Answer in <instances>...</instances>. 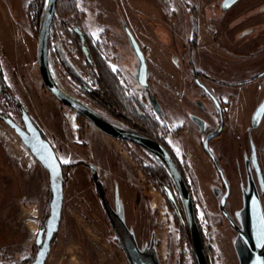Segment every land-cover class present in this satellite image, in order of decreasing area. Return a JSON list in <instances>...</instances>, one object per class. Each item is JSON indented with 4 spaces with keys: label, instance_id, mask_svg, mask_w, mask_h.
I'll return each mask as SVG.
<instances>
[{
    "label": "rangeland",
    "instance_id": "rangeland-1",
    "mask_svg": "<svg viewBox=\"0 0 264 264\" xmlns=\"http://www.w3.org/2000/svg\"><path fill=\"white\" fill-rule=\"evenodd\" d=\"M180 1L182 0H75L80 16L73 13L65 15L61 8H57L48 39L47 63L51 78L73 99L91 108L112 125L128 130L118 119L110 117L84 97L83 88L92 87L91 71L67 37L68 29H64L62 24L65 21L71 25L76 23L92 43L102 45V56L116 74L128 98H137L150 111H156L153 114L169 130L178 129L179 119L176 115L182 105L174 103V96L179 94L170 89V105L166 107L163 102L168 99L159 97L162 99L163 110L159 107L153 111L149 107L146 96L142 95L135 82L136 62L123 27L128 26L134 37L140 39L141 46L146 52L149 51L150 59L155 54L158 59H162L160 64L167 63L166 70L156 63L155 70L159 75L161 88L178 87L184 67H175L173 57L170 58L172 52L162 53L158 48L152 52L147 36L151 33L153 37L150 36V39L154 40L156 34L163 44L162 50H166L168 34L165 31L173 34L179 32ZM28 2L29 0H0L2 78L13 98L40 131L43 139L50 144L60 164H73L67 171L60 225L51 241L46 264H132V254L127 252L119 238L115 239L110 229L103 202L92 184L90 168L95 169L98 182L106 188L105 199L108 200L112 214L127 230L126 236L139 253L140 260L145 263L151 261L152 264H195L191 247L179 233L168 198L140 170L141 166H149L156 156L100 131L71 109L61 105L44 88L36 59L41 22L39 26H35L30 19ZM46 2L47 0L45 7ZM253 8L262 10L263 13L259 16H263L264 0H241L225 15L236 17L238 31L241 27L253 26L254 18H250L255 13L251 12ZM62 15H65L64 18ZM166 21L170 25H166ZM251 40L252 37L246 38L243 33H238L234 38L235 46L229 49L234 57L228 58L230 62L221 57L220 66L212 69L218 71L220 76L233 75L234 79L230 82L235 83L248 80L264 69V51L260 52L263 47L254 45V40ZM177 43L180 49L185 45L181 39ZM218 43L222 46L220 40ZM210 53L203 59L208 62L212 58L215 63L216 60ZM176 54L181 56L177 48ZM231 59L235 61L233 66ZM149 73L150 76L153 75L154 81L156 72ZM258 82L262 85L260 89L257 83L235 88L237 100L231 105L234 108L230 111L232 115L228 120V128L223 132L222 139L212 143L214 153L222 157L221 164H217L231 186V194L223 208L219 206L222 190L218 189L220 185L213 165L205 157L206 161L201 158V165L199 163L201 154L197 144L198 132L205 126L204 119L187 112L186 120L183 121L186 132L181 138L173 140L178 152L186 151L191 157L192 169L189 172L194 186L195 207L198 220L210 241L212 264L251 262L252 253L245 240L250 247L253 246L247 209L252 196L257 197L264 219V192L258 187L249 160V142H252L264 180V114L258 126L251 124L252 116L264 96V78ZM154 86L150 81L151 92H155ZM221 90L222 85L217 86L216 95ZM246 93L251 94V100L242 104L240 97ZM199 102L205 106L203 100ZM211 111L214 112L212 108ZM0 115L21 125L18 109L1 89ZM207 121L212 125L210 127L214 126L211 117H207ZM3 153L11 162L24 169H15L17 166L14 167ZM21 176L26 180L27 187L30 188L26 189L33 194L32 198L39 196L41 185L43 186L45 200L41 201L40 206L26 204L19 198L21 187L18 178ZM35 189L39 192L37 195H34ZM9 197L16 199L10 203ZM49 200L47 173L13 131L0 120V264H30L33 261L37 251L35 239L37 232L45 227ZM20 247L28 251L27 258L18 256L15 259L12 256ZM261 255L264 261V247Z\"/></svg>",
    "mask_w": 264,
    "mask_h": 264
},
{
    "label": "flooded vegetation",
    "instance_id": "flooded-vegetation-1",
    "mask_svg": "<svg viewBox=\"0 0 264 264\" xmlns=\"http://www.w3.org/2000/svg\"><path fill=\"white\" fill-rule=\"evenodd\" d=\"M240 2H241V0H238L237 2H235L233 5L229 6L228 8H224L222 6L223 0H190V1L189 0H182V1H180L179 4L181 6V11H180V18H179L180 19L179 20V22H180L179 32L173 34V33H169L168 31H165L168 34L167 35L168 36V44L166 45V47H167L166 50H162L163 44L158 39L157 35L155 34L154 36H156V38L154 40L153 39L151 40L150 36L153 37V35L151 33H149L150 36H147L148 37L147 43L149 45V49L151 48L152 52L156 51V48H158V50L162 53L172 52V55L170 58L173 57L175 67L176 68L184 67V70H183L184 74L181 73L182 78H179V86L178 87L177 86H175V87L166 86L167 89L161 88L159 75L157 73V70H155V69H156V66L159 65L161 67L163 66L162 68L166 70V69H168L167 63L164 62V64H160L162 62V59H158L155 54H154L153 58L150 59L149 54H148L149 51L146 52V50L143 48V46H141L140 39L137 37H134V35L130 31L129 27L126 26V28L130 31L132 37L134 38V41L136 42V44L139 48V51L141 52L143 59H144L145 72L146 73H145L144 83H141L138 80V70H139V64H140L139 59L136 56L134 50L132 49L134 60H135L134 62H136V66L134 63L135 82L138 84V87L141 89L142 95L146 96L149 107L153 111H155L159 107L163 110L164 106H161L162 105V102H161L162 99H160L159 97L168 99L167 102H163V103H165V107H166L167 105H170V103H169L170 98L169 97H171V95H170L171 91L174 90L176 93L179 94V96H174V98H175L174 103L182 105V106H180V111H179L180 114L178 113L176 115V118L179 119V121L177 122L179 124V128L176 130H169L164 124L163 125L161 124L162 126H164L166 128L165 130L167 131L164 134L165 146H163V144H160L159 142H157L155 140H153V141L162 145L168 151L170 156L172 153L185 163V165L187 167V179H188L189 183L192 185L191 192H190V190H189V192H190L191 197L193 199L194 205H195L194 186H193V182L190 180L189 165L187 163V160H186V157L184 154V152H186V151H183L181 149L182 151L178 152L175 145H174V141H173L174 139L181 138L186 132V126L183 123V121L186 120V118H185L186 113L189 112L191 115H193V114L194 115L195 114L200 115L204 119L205 126H202L198 132L199 137H198L197 144H198V148H199V152L201 154V157L207 158L208 161L213 165L214 170L216 171V175L218 176L217 181H218V184L220 185V188L218 187V189L222 190V195L220 197V201H221V198L226 194V191L228 190V194H227V197H226L225 202H224V204H225L227 198L231 194V186L229 185L225 175L223 174V170L221 169V167L219 168V166L217 164V162H219V163L221 162L222 157H220L219 155L214 153L213 148H212V143L218 141L220 138L222 139L223 132H225V130H227V128H228V120L230 118V115H232L230 111H232V109L234 108V107L231 108L232 107L231 105L234 104V102L237 100L235 88L236 87H244V86H248V85H252L254 83H257V87L260 89L262 85L258 81L261 80L262 78H264V69H261L256 74L252 75L248 80H245V81H242L239 83H235V82H230V81H233L232 79H234L233 75H228L227 77H224V75L220 76L218 74L219 73L218 71L212 69L214 67L220 66L219 60L221 57L224 59L234 57L233 52H231L229 49H230V47L235 46L234 38L236 35H238V33L239 34L243 33V37H246V38L252 37V40H254V42H253L254 45H262L263 48L261 49L262 51L260 50V52L264 51V15L259 16L260 14L263 13L262 10H258V8H256V9L253 8V10H251V12L255 11V13H252L253 16H251L250 18H254L255 24L253 23V26H248V27H244V28L241 27L238 31H236L237 30L236 24H235L236 17H228L225 15L228 11H231L236 4H239ZM167 24L170 25V23H168L166 21V25ZM124 27H125V25H124ZM124 32H125V29H124ZM125 35L128 39L126 32H125ZM180 39H181V41L185 42V45L183 46L182 49L178 48L177 41L178 40L180 41ZM218 39L221 41L222 46L219 44L220 42L218 43V41H219ZM252 40H251V42H252ZM248 41H250V40H248ZM128 42H129V39H128ZM155 42H158L159 44H157ZM156 44H157V46H156ZM129 45H130V42H129ZM130 47H131V45H130ZM176 48L180 51L181 56L176 54ZM211 51H212V53H210ZM207 53H210L209 55H211L214 58V60H216L215 63L212 62V58L210 61H208L210 63H208L206 61V59H203V57H205V55H208ZM220 54H221V56H220ZM216 55L217 56L219 55V56L216 57ZM229 60L230 59H228V61ZM156 63H158V64L156 65ZM231 63H233L232 66L235 65L234 59H231ZM169 64L172 65L171 63H169ZM150 71L156 72V75L154 76V81H153V75L150 76V73H149ZM155 78H156V80H155ZM220 79H223V80H220ZM224 80H228V81L226 82ZM150 81H151L152 85L157 86V87H155V86L153 87L155 92H151V90H150ZM156 81H158V82H156ZM219 85H222L223 90H221L220 93H218L216 95L215 91L217 90V86H219ZM155 88H157L158 90L160 89V90L158 91ZM170 89H172V90L170 91ZM61 90L65 94L70 96L63 89H61ZM157 94H158V96H155ZM130 99H132L133 102L141 105L144 112L153 116L154 119H157L156 116L154 115L156 113V111H155V113L150 111L147 108V106H145V104L141 100H138L137 98H131L130 97ZM199 100H203L205 102V106L201 105ZM240 100H241L242 104L249 103L251 100V94H249V93L242 94L240 97ZM263 100H264V96H263V99L260 102V104L263 102ZM211 108L214 110V112L211 111ZM263 114H264V111H263ZM263 114L261 116V119L263 117ZM20 115H21V113H20ZM207 117H211L213 119V121H214L213 127H210L212 125L207 121ZM252 118H253V116H252ZM261 119H260V121H261ZM260 121H259V123H260ZM158 122L160 123L159 120H158ZM196 122H197V120H196ZM197 123H198V125H200L199 122H197ZM251 124H252V120H251ZM19 126L22 127V124ZM252 126H253V124H252ZM254 127H256V126H254ZM126 131H128V130H126ZM210 136H211V138L209 139V141L207 143L208 152H206L204 150L203 144H204V141ZM229 142H230V139H229ZM127 143H129V142H127ZM251 145H253V143L249 142L250 154H251ZM171 158H172V156H171ZM205 158H204V161H206ZM156 160L157 161L159 160L158 162L160 164H162L161 163L162 160H160L158 156H156ZM249 160H250V158H249ZM199 163L201 165V161ZM250 164H251V162H250ZM162 166H163V164H162ZM251 166H252V164H251ZM174 186H175V184H174ZM175 189H176V186H175ZM176 192H177V195L180 199V196H179L177 189H176ZM164 193H165L166 197L169 200H171L168 196V193H170L171 197H172V201L174 200L173 195L169 190H166V192H164ZM180 201H181V199H180ZM219 206H220V202H219ZM182 207H183V205H182ZM223 207H224V205L220 206V208H223ZM247 209H248V207H247ZM183 212H184V208H183ZM197 213H198V211H197ZM223 215L225 216L224 213H223ZM184 217H185V212H184ZM185 223H186V218H185ZM186 226H187V223H186ZM110 227H111V224H110ZM110 229H111V231H113L115 239H117L119 237V231L117 229H114L113 227H111ZM187 230H188V227H187ZM188 234H189V232H188ZM189 239H190V237H189ZM190 245H191V242H190ZM125 249L127 251L129 250V248L126 245H125ZM135 257H136L135 258L136 262L139 261L138 255H136Z\"/></svg>",
    "mask_w": 264,
    "mask_h": 264
},
{
    "label": "water",
    "instance_id": "water-1",
    "mask_svg": "<svg viewBox=\"0 0 264 264\" xmlns=\"http://www.w3.org/2000/svg\"><path fill=\"white\" fill-rule=\"evenodd\" d=\"M238 0H223V7L228 8L233 5ZM57 0H47L44 15L41 21L37 36V47H36V58L39 75L44 88L50 93L61 105L71 109L78 116H81L87 120L90 124L95 126L100 131L112 136L118 140L129 142L137 147L144 149L145 151L158 156L162 160V164L171 176L176 189L179 193L184 212L186 223L188 227L192 255L194 257L196 264H208L206 254L203 247V242L201 239L200 231L197 225L193 199L184 182L181 174L179 173L175 163L173 162L168 151L157 142L148 139L146 137L140 136L138 134L120 129L101 115L96 113L91 108L83 105L82 103L76 101L75 99L69 97L63 93L55 84L51 78V74L48 69V39L50 26L55 13ZM125 32L128 36L130 45L134 50L136 56L139 59V70H138V80L144 83L145 80V63L139 48L134 41L130 31L124 27ZM264 111V100L256 109L253 118V126H257L261 116ZM0 120L19 138L20 142L24 147L31 153L35 160L41 165L48 175V185L50 191L49 200V214L46 220L45 227L37 232L35 239V244L37 246V251L35 253L34 259L30 264H44L49 253L51 241L55 233L59 229L60 216L63 203V173L60 162L58 161L53 149L50 144L43 139L40 131L34 126L29 116L22 111L20 115V120L22 127L16 124L10 118L0 115ZM198 122V121H197ZM208 137L204 141V150H207ZM159 161V160H158ZM250 162L254 170L256 180L260 191L264 192V180L261 169L258 164L257 154L255 147L251 145ZM228 190L226 194L221 198L220 206L224 205L225 199L227 197ZM169 198L172 200L171 194L168 193ZM248 214L250 217V234L252 247L245 240L248 250L252 253V259L249 264H264L261 251L264 247V219L260 208L259 201L256 196H252L248 204ZM131 250V251H130ZM130 261L132 264H152L150 262H143L139 259L136 262L135 256L136 251L134 249H129Z\"/></svg>",
    "mask_w": 264,
    "mask_h": 264
},
{
    "label": "trees",
    "instance_id": "trees-1",
    "mask_svg": "<svg viewBox=\"0 0 264 264\" xmlns=\"http://www.w3.org/2000/svg\"><path fill=\"white\" fill-rule=\"evenodd\" d=\"M57 8H61L63 10L62 13L65 15H70V13H73L76 16H80V13H78V10L76 8L75 0H57L55 12ZM44 10L45 0H29V17L35 24V26H39L43 18ZM65 15H62V18H64ZM62 24L63 26H65L64 29H68L66 32L67 37H69L73 45H75V48L77 49L78 53L83 57L86 65L91 71L92 87L83 88L84 97L92 105L101 109L110 117L118 119L119 122L126 126L130 132L136 133L151 140H155L165 146L164 134L167 132L165 130L166 128L162 126L157 119H154L153 116L144 112L141 105L133 102L130 98H128L123 87L119 83L116 74L111 71L106 59L102 56V45L100 43H92L89 40L87 34L83 33L76 23H74V25H71L69 22L66 23L65 21L62 22ZM0 89L7 95L9 101L15 105V107L18 109V112L21 113L23 110L21 109L17 101L13 98L12 94L10 93V90L6 86L2 78L1 69ZM171 156L175 165L178 168V171L181 173L185 183L187 184V187L191 192L192 185L187 179V167L185 163L172 153ZM72 165L73 164L61 165L63 173V189L67 181V171L72 167ZM90 170L92 173V184L95 190L97 191L100 200L103 202L104 210L107 213L111 227L119 231L118 238L120 239V242H122L124 248L126 245L129 249H134L136 251L135 247L131 244L130 239L126 236L127 230L124 228L122 223L112 214V211L108 204V200L105 199L106 188H104V186H102L98 182L95 169L90 168ZM140 170L143 172L144 176L161 192L164 193L166 192V190H169L172 193L174 200L172 201L168 199V204L170 206V209L175 213V218L181 237H183L187 241V244L191 247L188 230L185 223L182 203L177 195L174 183L167 170L156 159H152L151 164L149 166H141ZM194 209L206 258L208 264H212L213 254L212 249L210 247V241L207 238V235L205 234L204 229L198 220V213L195 205ZM127 252H129V250ZM136 255H139L137 251Z\"/></svg>",
    "mask_w": 264,
    "mask_h": 264
},
{
    "label": "crops",
    "instance_id": "crops-1",
    "mask_svg": "<svg viewBox=\"0 0 264 264\" xmlns=\"http://www.w3.org/2000/svg\"><path fill=\"white\" fill-rule=\"evenodd\" d=\"M11 1V0H10ZM37 59V58H36ZM4 154V153H3ZM184 154H185V157H186V160H187V163H188V165H189V169L191 168L192 169V167H191V157L189 156V154L187 153V152H184ZM4 156H5V154H4ZM5 157H7V156H5ZM201 158L202 157H200V161L202 162V160H201ZM7 159L9 160V158L7 157ZM204 161V160H203ZM9 162L10 163H13V162H11L10 160H9ZM14 164V163H13ZM15 166H17V167H15ZM14 167H15V169H21V170H23L24 169V167H22L21 165L20 166H18V165H15L14 164ZM24 172H25V170H24ZM189 175H190V172H189ZM19 179V184H20V187H21V195H19L20 197L19 198H21V200L22 201H24V203H26V204H31V203H33V204H38L39 206L41 205V201L43 200H45L44 198V188H43V186L41 185V188H40V193L39 192H37V190L35 189V193H34V195L36 194L37 195V193H39V196L37 195L36 196V198L34 197V198H32L33 196V194L30 192V191H28L29 189H28V187H27V182H26V180L24 179V178H22V176L21 177H19L18 178ZM28 190H27V189ZM31 190H34V189H31ZM31 195V196H30ZM12 198V197H11ZM10 197H9V202L11 203V201L12 200H14V199H16V198H12L11 199ZM8 203V202H7ZM62 210V209H61ZM8 225V224H7ZM14 253H16V252H14ZM27 253H28V251H26V248H24V247H20L19 248V251L16 253V254H12V256L16 259L18 256L19 257H22V259H23V257H24V259L25 258H27L26 256H27ZM48 256V255H47ZM45 264H46V260H45Z\"/></svg>",
    "mask_w": 264,
    "mask_h": 264
},
{
    "label": "bare ground",
    "instance_id": "bare-ground-1",
    "mask_svg": "<svg viewBox=\"0 0 264 264\" xmlns=\"http://www.w3.org/2000/svg\"><path fill=\"white\" fill-rule=\"evenodd\" d=\"M59 88V87H58ZM60 89V88H59ZM61 90V89H60ZM62 91V90H61ZM63 92V91H62ZM64 93V92H63ZM67 95V94H66ZM70 97V96H69ZM72 98V97H71ZM160 159V158H159ZM161 160V159H160Z\"/></svg>",
    "mask_w": 264,
    "mask_h": 264
},
{
    "label": "snow or ice",
    "instance_id": "snow-or-ice-1",
    "mask_svg": "<svg viewBox=\"0 0 264 264\" xmlns=\"http://www.w3.org/2000/svg\"><path fill=\"white\" fill-rule=\"evenodd\" d=\"M65 162H67V161H65Z\"/></svg>",
    "mask_w": 264,
    "mask_h": 264
}]
</instances>
